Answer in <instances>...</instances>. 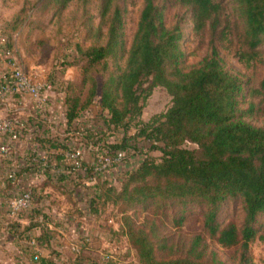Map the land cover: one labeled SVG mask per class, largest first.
<instances>
[{
    "label": "trees",
    "instance_id": "1",
    "mask_svg": "<svg viewBox=\"0 0 264 264\" xmlns=\"http://www.w3.org/2000/svg\"><path fill=\"white\" fill-rule=\"evenodd\" d=\"M75 1L36 0L34 8L61 14ZM96 1L98 25L95 26L93 15L86 17L87 32L93 41L77 45L81 77L77 83L68 82L64 87L68 127L72 128L80 119L103 117L112 127L126 128L141 116L144 102L158 86L167 89L172 104L146 122L138 120L136 126H141L136 135L108 144L110 150H136L137 139L143 136L152 149L161 152L160 161L146 158L138 168L127 171L122 181L101 180L102 183L91 185L87 190L91 206L109 200L119 206L124 219L123 233L135 248L139 264H226L217 252L209 249L201 235L188 247H182L181 253L172 251L159 257L158 251L167 248L168 237L160 235L157 223L139 227L129 214L139 207H164L175 202L182 206H205L202 216L210 237L224 247H240V264H253L251 243L257 239L264 241V222L259 224L264 213V126H255L246 117L264 111V75L255 83L229 69L218 44L235 31L239 60L264 65V0H231L237 14L232 25H224V5L219 0H145L130 45L125 39L127 8L121 5L123 0ZM175 7L190 15L195 35L209 36V55L191 67L185 64L181 23H168V15ZM1 29L7 38L6 46L15 51V36L5 25L1 24ZM98 76L104 79L100 96ZM97 132L90 127L81 134L89 142ZM38 142L49 155H57V160L62 157L52 153V149L61 148L53 138H40ZM45 176L33 187L40 190L37 202L29 211L20 213V218H33L50 209L45 205L51 204V195L45 191L48 185L57 191L64 188L77 202L75 194H85L84 188L78 189L80 184L66 175L54 177L47 169ZM63 181L69 184L61 188ZM101 184L108 187L103 190ZM13 185L7 180L8 188ZM229 198L242 202L243 222L219 221V205ZM184 212L179 217L174 215L176 225L183 222ZM33 227L41 226L30 221L25 232H20V238L34 240L38 246L44 244L46 237L50 242L48 232L44 235L41 228L40 235H30ZM21 249L25 255L32 253L30 245ZM51 254L35 260L33 252L32 260L37 264H58L54 256L57 251ZM75 264L86 263L79 260Z\"/></svg>",
    "mask_w": 264,
    "mask_h": 264
},
{
    "label": "rangeland",
    "instance_id": "2",
    "mask_svg": "<svg viewBox=\"0 0 264 264\" xmlns=\"http://www.w3.org/2000/svg\"><path fill=\"white\" fill-rule=\"evenodd\" d=\"M35 1L0 0V24L5 25L7 30L15 36L17 50L13 51V55L17 57L16 60L18 64L20 63L21 68L32 70L37 74L38 79H54V81L62 83L64 87L68 82L77 83L82 74L81 61L77 60L79 57L77 45H89L93 41L92 35H88L87 32L89 24L86 22V17L93 15L95 26L98 25V1L76 0L61 14H54L50 9L36 10L34 8ZM144 1L123 0L121 2L123 8H127L125 39L128 45L131 44L137 31ZM219 1L224 5L222 13V19L225 21L224 25L226 22L231 25L236 23L237 14L231 0ZM178 22L181 23L184 35L182 46L186 53L185 64L191 67L209 55V36L195 35L190 15L184 9L175 7L168 15V23L173 26ZM236 35L235 31L230 32L228 39H224L222 43L218 44L219 52L229 69L242 76L252 78L251 80L257 83L264 75V65L245 63L239 60ZM69 61H72L71 65L68 64ZM93 70L95 71V69ZM98 75H101V73ZM101 76L97 77L99 96L104 81L103 76ZM171 104L172 96L167 89L161 86L155 87L144 102L141 116L132 121L130 126L126 128L112 127L103 117L97 119L91 117L90 121L86 120L90 127L98 131L96 136L91 137L89 141L94 142L95 139H98L99 142L103 141L108 144L115 141L119 142L124 137L136 135L141 126V124L136 126L138 120L146 122L154 115L165 112ZM8 113L11 116V113ZM246 120L255 126H264V111L246 117ZM136 145L138 149H132L136 151V158L141 156V158L160 161L161 152L158 149H152L149 141L143 136L137 139ZM20 151L21 156L25 157L27 152L26 142L23 143ZM99 182L102 183L98 179L94 184ZM50 186L48 185L46 190L51 195L49 199L51 204L49 203L50 207L49 204L48 207L53 212L47 210L45 213L34 215L33 218L27 215L25 217L33 223H38L41 226L38 228L44 230V235L48 232L47 235L50 236V242L47 241L46 237L44 244L39 246L38 256L48 258L56 250L57 255L54 256L58 264H75L79 260H81V263L86 264H91L93 261L99 264H139L135 248L131 245L128 236L123 233V213L120 212L118 205L109 200L107 203L102 204L101 202L100 205L93 208L90 204L91 196L87 192L92 187L91 185L83 187L85 194L79 197L78 195L81 193L75 194L76 200H79L78 202L66 194L64 188H62L64 185H61L62 189H59L60 191H57L53 185V187ZM101 186L103 190L108 187V185L102 184ZM117 186L120 187V183ZM205 208V206L199 204L190 203L182 206L175 202L164 207L157 204L150 207H139L130 210L129 214L132 215L139 227L150 226L152 222L157 223L160 235L168 237L167 248L165 250L158 249L157 254L159 257L172 254V251L173 253H181L184 251L182 247H188L196 236L201 235L204 242L208 243L209 249L217 252L219 258L226 264H240V247L228 248L222 246L210 237V234L204 228L202 213ZM219 208V221L222 224H226L229 220L243 222L245 212L239 199L229 198L222 202ZM181 212H184L185 218L180 225H176L173 217L175 214L178 217L181 216ZM12 217H18V215ZM259 218V224L264 222V213ZM48 221L50 225L46 223ZM25 227L21 232H25ZM38 228L33 227L34 231L32 233L40 235L41 231ZM83 236L86 237L81 238ZM250 249L253 264H264V241L255 240L251 243ZM27 263L36 264V262L31 261Z\"/></svg>",
    "mask_w": 264,
    "mask_h": 264
},
{
    "label": "built area",
    "instance_id": "3",
    "mask_svg": "<svg viewBox=\"0 0 264 264\" xmlns=\"http://www.w3.org/2000/svg\"><path fill=\"white\" fill-rule=\"evenodd\" d=\"M6 43L0 24V60L7 67L0 74V165L4 168L0 171V211L5 209L7 214L18 217L29 211L40 196V190L33 187L46 178L47 169L54 177L66 175L75 180L80 189L98 179L116 183L127 171L141 165L145 158H136L135 150H110L109 143L83 140L81 132L90 128L86 120L68 127L62 83L38 79L32 70L21 68ZM44 137L61 145L52 149V153L62 155L59 160L38 142ZM25 142L27 152L22 157L20 149ZM7 180L14 183L13 187H7ZM47 210L53 212L51 208Z\"/></svg>",
    "mask_w": 264,
    "mask_h": 264
},
{
    "label": "crops",
    "instance_id": "4",
    "mask_svg": "<svg viewBox=\"0 0 264 264\" xmlns=\"http://www.w3.org/2000/svg\"><path fill=\"white\" fill-rule=\"evenodd\" d=\"M5 69H7L5 62L0 60V74ZM3 170L4 168L2 167V165H0V171ZM47 192L50 193L48 190ZM1 196L3 195H0V198ZM12 218L14 219L12 220ZM29 222L30 220L25 217H12V215L6 213L5 209H1L0 264H28V261L33 262L32 253H39L40 247L34 240H26V238L24 239V236H22L23 239L20 238V232L23 230L24 226H26ZM33 231L34 229H31L28 233L30 235H35V233H32ZM27 245L31 246L32 253H28V255H25L23 254L21 248H24ZM41 254L43 255V253Z\"/></svg>",
    "mask_w": 264,
    "mask_h": 264
}]
</instances>
